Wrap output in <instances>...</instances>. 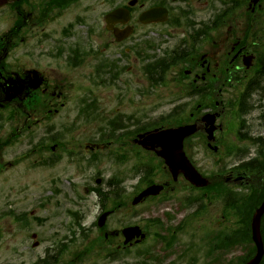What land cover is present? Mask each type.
<instances>
[{
  "label": "rangeland",
  "instance_id": "obj_1",
  "mask_svg": "<svg viewBox=\"0 0 264 264\" xmlns=\"http://www.w3.org/2000/svg\"><path fill=\"white\" fill-rule=\"evenodd\" d=\"M195 7L197 8L198 18H200L201 15L206 19L212 14L211 12H208L205 5L201 4L200 2L196 3ZM12 20L13 19L10 18L6 23L1 24L3 30H8L9 26L12 23ZM24 58L26 59L25 61H29L30 59L26 56H24ZM9 60L12 61L11 58ZM45 68H47L45 69V71L48 70L50 72H54L56 70L54 66H45ZM55 74L58 76L59 71H55ZM48 78L49 81L52 82L53 79L51 77V74H48ZM123 79L129 80L130 78L129 76H124ZM178 87L180 86H174L172 84L169 87H163L152 91L151 87H149L146 83L138 82L137 77L133 75L132 81L128 84L125 82H119L117 88L113 87L112 89L102 90L101 102L107 111L110 109H114L118 113L123 112L126 115L135 114L138 117L145 118L147 120L154 119L157 118V116L170 110L172 104L171 102L176 96H179L177 90ZM98 92L99 91L96 89L95 93L99 96ZM77 93L83 95L84 91L81 89L75 91L71 90L69 91L70 98L76 96ZM114 93L115 96L117 94H120V96L114 98ZM75 104L76 103L74 99L70 100L68 104V112L71 116V119H69L70 123L73 122L72 118L74 116V113L76 112ZM44 112H46V107L39 108V110H37V116L42 115V113ZM55 122H58V120H56ZM99 122L104 123V121ZM74 123H76V121H74ZM84 125L85 124H82L83 129L89 130V132L84 133L85 136L83 135V137L80 136V139H84L85 137L90 135L92 131L90 129H94L95 127V124H90L86 127H84ZM6 127L11 129L12 125L9 123L6 125ZM44 132L45 125L41 124L38 126L37 136H35L34 140L33 137H29L28 134L27 136H21L18 139L19 143H15L9 147H6L3 151V159L7 167L5 166L4 171L0 173V241H11L12 244H9L10 248H7L8 244L5 243L4 250H0V262L1 258L8 257L10 259V264H31V261L36 253L42 252L43 247L49 244V241L51 240L49 236L52 235L51 231L53 229L51 223L49 222L37 226L33 221V217L30 215V213L33 210H38L40 211L38 213L41 215H49L48 210L51 211L52 209L58 208L62 209V206H57L55 200H60V202L62 203L63 197H66L68 193H72V187L70 183L78 182L77 187L80 190L77 189V191L82 192V186L84 184H86L87 182L92 183L91 175L96 170L100 171L101 176L105 181H108L112 177L119 174L123 175V177L129 178V180L125 181L124 187L127 190L125 194L127 197L125 198L130 197V199L128 205L123 207L124 210L134 208L131 206V195L133 186L134 184H136V181L138 179L134 177L133 172L135 160L130 155L129 160L125 164L118 163L116 162V159L114 158V155L112 153L117 151H126L130 152V154H133V152L135 151L131 149V141L123 146V144H119L114 140V143H111L106 148L98 152L100 161L97 164L91 167L88 166L85 169L80 168L79 174H76L75 172L77 168L71 165L67 161L65 156L62 160L58 161L54 165H43L39 162V160L41 158L43 159V154L47 153L41 152L37 149L36 152H34L32 155H28L29 150H31L34 144H40L41 137L44 135ZM69 140L70 139L68 138V141ZM73 140L74 138L71 139V141ZM222 146L223 144L220 143V148H222ZM121 147H123L124 149H121ZM187 151L188 154L193 157V161L197 168L204 173L216 170L220 161L225 162L226 160H231L230 158H227L228 156L224 147L218 152H215L207 147V144L202 137L200 138V144L195 145L194 143L193 146L187 148ZM21 156L22 158L20 162H17L12 166H8V162L12 161L13 157L19 159ZM164 172H166L165 168L163 166H160L157 174L159 175V177H161L160 175H164ZM128 173H130V175ZM54 178L61 180L63 184L59 185L60 194L58 196H55L53 198V201H48L47 198L51 194V183H56V181H54ZM180 192L185 193L187 192V190L184 189V191L182 190ZM93 203V197H89V200L86 201L85 207L94 208L95 206L93 205ZM166 206L169 207V205L165 203H148L138 206L134 209L137 210L139 215H142V217H146L148 215L160 214L161 209L166 210V212H170L169 208ZM9 209L15 210V214L17 215L25 214L23 221H18L12 215H7L5 212ZM121 215H126L125 220L128 221H134L136 219L135 217H127L128 213H126L125 211L118 214L117 218H121ZM116 225V223H112V226ZM34 230L40 231L42 237L44 238L43 247L39 249L40 251L31 249L34 241L31 238V234ZM97 243L94 244V247H96L95 245H98ZM183 244V242H181L180 245L177 244L176 250L183 251ZM13 245H15L16 248L20 249V255L15 254L14 248L12 247ZM161 249L163 248H160L158 245L156 246L154 251H158ZM241 252L242 251L239 250L231 254V258H236V256ZM174 258L175 259L173 261H175L176 264H187L186 261L180 259L179 256H174ZM94 259L95 258H92V260ZM83 264H93V262L88 261L86 258ZM198 264H201V262H199Z\"/></svg>",
  "mask_w": 264,
  "mask_h": 264
},
{
  "label": "flooded vegetation",
  "instance_id": "obj_2",
  "mask_svg": "<svg viewBox=\"0 0 264 264\" xmlns=\"http://www.w3.org/2000/svg\"><path fill=\"white\" fill-rule=\"evenodd\" d=\"M23 1L24 0H16L14 2L18 13V19L13 29L9 30L8 32L0 36V52H14L22 44H25L27 40L22 34V32L25 29H29V30L33 29V32L39 31L40 32L39 38L36 39V42L33 44V47L39 46L40 47L39 50H42L45 47V50L49 51L50 48H53V43L51 41L52 38L48 34V31H46V28L40 25V19H45L46 22H50L51 15L65 8L66 3L63 0V6H62L59 4V2L57 1L55 2L53 0H26V3L28 2L30 7V11H27L25 8H22ZM134 12L137 13V10H134ZM5 56H1L3 61L5 59ZM0 67H1L0 69L1 71L7 73L5 65L1 66V60H0ZM0 77H1V73H0ZM107 210L109 209H105V208L100 209V212L103 213ZM116 237H117L116 239L119 242L123 241V237L121 236V234L117 235ZM135 240L136 239H134L133 243L131 244H134L136 242ZM117 247L120 248V245L118 244Z\"/></svg>",
  "mask_w": 264,
  "mask_h": 264
},
{
  "label": "water",
  "instance_id": "obj_3",
  "mask_svg": "<svg viewBox=\"0 0 264 264\" xmlns=\"http://www.w3.org/2000/svg\"><path fill=\"white\" fill-rule=\"evenodd\" d=\"M179 130L181 131V134L184 131V129H179ZM165 134H170L175 139L179 138V136L177 134L173 133L172 131H167V132H161V133L158 134L160 140L164 141L166 139L165 138ZM154 136H157V135H154ZM164 155L166 156V153H164ZM150 193H152V189H149V190L143 192L138 198H136L135 201H140L141 199H143V197L149 195ZM263 213H264V203L261 206V208L257 211V213L255 214L254 221H253V233H254V239H255V241L258 244V253H257L256 257L254 259H252L247 264H258L260 259H261V257H262V254H263V245H262V240H261V235H260V228H259L260 219H261V216H262ZM125 232L127 233V231H125Z\"/></svg>",
  "mask_w": 264,
  "mask_h": 264
}]
</instances>
